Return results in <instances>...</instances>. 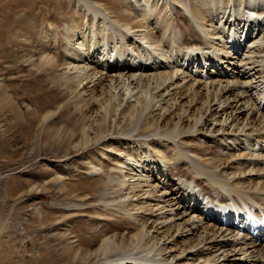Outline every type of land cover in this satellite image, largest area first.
Returning a JSON list of instances; mask_svg holds the SVG:
<instances>
[{
	"label": "bare ground",
	"instance_id": "bare-ground-1",
	"mask_svg": "<svg viewBox=\"0 0 264 264\" xmlns=\"http://www.w3.org/2000/svg\"><path fill=\"white\" fill-rule=\"evenodd\" d=\"M98 2L77 0L60 25L48 23L63 56L41 60L57 68V90L75 87L87 121L145 124L132 142L93 132L92 120L74 125L71 152L115 145L106 151L115 174L103 172L96 196L74 206L85 218L74 221V264H264V0H249L248 31L222 22L226 6L212 22L214 6L198 0ZM106 185L113 197L97 196Z\"/></svg>",
	"mask_w": 264,
	"mask_h": 264
},
{
	"label": "rangeland",
	"instance_id": "rangeland-1",
	"mask_svg": "<svg viewBox=\"0 0 264 264\" xmlns=\"http://www.w3.org/2000/svg\"><path fill=\"white\" fill-rule=\"evenodd\" d=\"M75 1L77 0H0V264H74L72 246L75 244L73 237L76 233L73 226L76 227V223L83 224L85 219H80L77 211L84 206L78 209L74 206L85 196H96L90 188L96 187L102 180L103 172L115 174V169L111 165L112 157L106 152L115 148L113 142H109L111 146L108 144V147L90 144L80 152L70 151L69 140L73 138L74 125L79 126L87 121L89 106L80 100L74 91L75 87L67 94L57 90L59 82L57 68L52 62L45 64L46 61L41 60V54L45 52L54 57L53 63L55 61H58L56 64L60 63L62 59L60 55L63 56L60 52L62 47L56 42L58 39L56 29L52 32L49 24L58 22L60 25L63 18H68L66 9L78 10ZM100 1L98 4L103 6L104 0ZM150 1L152 3L156 1L159 6L167 4L166 8L171 6L169 0ZM204 1L198 0V3L208 4L204 5L206 10L210 7L215 14L220 13V17L218 14L216 17L212 10L206 11L211 20L213 19L212 22L216 23L214 19L229 21L228 23L232 20L231 26L244 22L245 30L248 31L246 10L249 8V0L243 2L231 0L233 2L232 5L229 2L230 7H227L226 2L220 4L217 0H210L214 3L211 5L209 0ZM236 5L242 7L238 8ZM223 6H226L224 15ZM240 13L244 15V19ZM91 14L88 16L92 17ZM222 15L224 19L221 18ZM226 15L233 17L231 16V19L228 16L227 20ZM77 17L83 20V17L80 18L78 15ZM179 19L178 24L181 21L186 25L182 18ZM95 20L97 22L99 18L96 17ZM217 28L219 29L218 26ZM185 33L184 37L187 35ZM47 34L54 38L53 42L56 44L50 38L47 39ZM189 39L192 40L193 36ZM99 40L100 44L101 39ZM186 42L187 38L179 42L184 48L181 44V46L178 44L181 48L175 47L173 53L174 57L177 56L175 58L183 59L179 56L189 49L185 45ZM177 47L181 50L176 51ZM125 54L128 55L129 52ZM130 56L132 55L129 54L128 57ZM117 57L112 58L113 65H118ZM141 57L146 59L147 56L141 53ZM141 90L145 91L144 88ZM90 121L88 119L87 123H91V126L95 123V127H90L92 131L103 129L110 134L108 138L118 133L121 138L130 142L139 140L137 135L141 126L145 124L144 116L131 119L130 128L128 126H131V123L126 119L115 124L116 127L110 126V122L107 124L98 119L92 120L93 123ZM97 122L101 123L97 125ZM126 122L128 123L125 125ZM136 128L137 130H134ZM66 143H69L68 147ZM132 147H136V144H132ZM90 161L93 163L92 166L89 165ZM109 186H103L104 190L100 187L97 196H104L106 191L107 196L110 194L108 197H113L115 190H109ZM106 195L104 198H107ZM79 233L86 234L85 230ZM67 236H70L69 240Z\"/></svg>",
	"mask_w": 264,
	"mask_h": 264
}]
</instances>
